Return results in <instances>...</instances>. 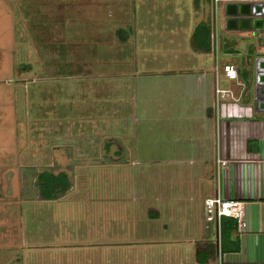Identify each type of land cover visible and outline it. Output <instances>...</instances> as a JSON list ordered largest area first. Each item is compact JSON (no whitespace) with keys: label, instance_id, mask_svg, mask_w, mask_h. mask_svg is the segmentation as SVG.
Returning <instances> with one entry per match:
<instances>
[{"label":"rangeland","instance_id":"rangeland-1","mask_svg":"<svg viewBox=\"0 0 264 264\" xmlns=\"http://www.w3.org/2000/svg\"><path fill=\"white\" fill-rule=\"evenodd\" d=\"M67 1L0 0V264H136L134 254L125 260L122 251H114L115 260L107 258L108 254L102 260L106 239L101 234L106 221L103 202L108 195L103 196L101 189L121 172L115 165L103 169L102 161L109 158L100 154L101 147H118L115 152L120 155L114 157L127 165L135 160L142 164L183 163L189 156L196 158L198 146L183 138L188 125L183 118H149L150 95L168 96L171 91L166 88L172 83L161 77L131 75L127 71L132 67L127 58L131 44L113 41L117 23L132 18L135 4L143 9L155 0H119L127 14L116 10L117 0H74L65 9ZM96 2L100 8L90 10ZM221 47H227L225 41ZM112 48L125 50L123 60L113 56ZM240 64L249 89L253 87L252 69L245 55ZM244 101L247 98H219L218 115L244 111ZM253 102L252 98L250 104ZM188 110L194 109L188 106ZM145 115L148 118H142ZM176 122L180 133L172 127ZM40 169L65 170L74 185L65 195L77 244L71 245V251L56 252L62 258L60 263H54L53 250L46 254L39 250L45 245H41L43 224L49 221L54 227L65 213L62 208L51 211L48 204L54 201L39 199L35 176ZM148 174L141 172L142 181L151 179ZM201 192L202 188L200 234L195 244L216 242L217 238L214 223L204 213ZM122 196L132 195L128 190ZM83 221H89L93 235L84 233ZM116 239L111 238L110 244ZM135 239L120 242L131 244ZM146 240L165 241L152 235L137 238L136 243ZM213 255L204 264H216Z\"/></svg>","mask_w":264,"mask_h":264},{"label":"crops","instance_id":"crops-1","mask_svg":"<svg viewBox=\"0 0 264 264\" xmlns=\"http://www.w3.org/2000/svg\"><path fill=\"white\" fill-rule=\"evenodd\" d=\"M73 1L64 2L63 5L65 6L63 8H68V4ZM225 1L227 0H155L143 9L137 3L135 4L137 8L135 6L133 8L135 14L132 15V18H124L122 22L117 23L113 31V41L120 45L131 44L132 49L127 57L130 61L129 65L132 66L127 71L131 75L139 78L161 77L172 83L166 88V90L171 91L168 96H161L160 98L158 93L150 95L151 116L149 118H183V121L188 122L186 131L183 130V138L187 140L188 144L191 140L193 147L198 146L199 154L196 158L189 156L186 162L165 163L164 165L183 170L197 169V196L199 198L200 188H202L203 198L220 195L222 197L239 198L243 201L244 229L241 232L232 229L231 232L238 239L239 247L236 250L221 251L218 250L217 246L213 255L215 263L264 264V111H259L255 107L254 66L255 57L264 55V39L260 41L261 38L252 36L247 31L226 29L223 12ZM234 1L264 2V0ZM91 5L90 10H93L99 9L101 4L96 2ZM45 8L47 7L45 6ZM110 10V8L107 9V11ZM116 10H121L126 14L128 11L121 1H119ZM137 10H139L138 18L136 15ZM201 21L208 22L209 25V50L198 49L193 46L191 41L195 26ZM72 41L73 39L70 42ZM222 41L227 44L224 49L221 47ZM121 48L125 49L126 46ZM124 51H117L113 48L110 50L114 57L122 60L123 56L121 54ZM242 55L246 56V61L252 69L253 87H249L250 90L247 89V82L241 69ZM225 62L235 65L237 69L235 79H229L224 75L221 66ZM216 86L229 92V95L225 97H232L237 101L247 98V101H244L245 110L224 111L222 115H218L220 112L217 109L218 101L215 102ZM164 89L165 86L160 87L159 91ZM252 98L254 99L253 105L250 104ZM188 106L194 109L193 112L188 110ZM153 112L155 113L153 114ZM142 118H148V116L145 115ZM172 127H175L179 133L182 130L179 122H176ZM107 148L106 150L105 145H103L100 149V154L109 158L102 161L103 169L109 170L111 166L115 165L121 172L115 178H109L110 182H106L105 188L102 187L101 189L103 196L108 195V199L103 202V206L105 207L106 222H109L121 219L127 211L125 200L122 197V194L125 193L123 181L133 178L134 185L135 173L140 168L150 167L159 170L163 163L142 164L135 160V162L132 161L125 165L126 162L123 164L121 158L113 157L120 155L115 152L118 147ZM110 149H114V151L111 152ZM69 163L67 162V164ZM72 183L71 179L70 187L59 197L39 198L41 201H54L48 204L52 212L56 208L65 210V213L59 215L60 218L56 224V226H59L58 228L53 227L49 221L43 224L44 226L41 228L43 240L41 245L54 247L50 248V246L46 247L44 245L39 250L43 254L49 249L50 251L53 250L51 253L55 260L54 263L62 259L61 257L58 258L59 255L57 256V254L59 253H56L57 251H60V253L71 251L73 249L71 245L73 243L77 244L76 240H73V225L70 223V219L73 218L67 208L70 201L66 199L68 195H65L70 192ZM110 192L113 194H110ZM138 194L135 193L136 196ZM45 209H47L46 205ZM48 217L50 218V216ZM83 222L84 227H87V231L85 229L84 233L93 235V230L89 228V221L88 224L85 221ZM107 223L104 225L105 228H102L101 233L106 238L102 244V260H105L107 254V258L111 257L115 260L114 251H122V255H127V258L131 257L132 254L135 255L137 250L142 251L145 245L136 243L137 238L138 240L142 239L140 234L136 235L134 230L117 231ZM213 226L216 228L217 237V226L215 223ZM199 234L198 226L195 237H198ZM111 238L112 240L117 238V242L110 244ZM129 238L136 239L131 244L120 242V240ZM208 238H212V236ZM194 241L195 238L191 242ZM191 242L186 241L189 246H191ZM186 243L181 240L174 242L173 238H170L153 243V245L170 249L176 246L184 248L187 245ZM191 248L193 249V245ZM211 258L212 255L208 260ZM204 263L193 262V264Z\"/></svg>","mask_w":264,"mask_h":264},{"label":"flooded vegetation","instance_id":"flooded-vegetation-1","mask_svg":"<svg viewBox=\"0 0 264 264\" xmlns=\"http://www.w3.org/2000/svg\"><path fill=\"white\" fill-rule=\"evenodd\" d=\"M164 164L159 170L150 167L142 168L143 170L140 168L135 173L134 185L133 178L123 181L125 193L130 190L133 196L131 198L122 196L127 211L121 219L107 221L108 223L105 221L104 225L107 223L117 231L134 230L135 234H140L143 239L155 235L165 240L173 238L174 242L181 240L190 243L194 240L199 226L200 198L196 190L198 170L170 168ZM153 170L156 171L155 175L152 173ZM141 172H149L151 179L146 182L142 181ZM175 185L180 189L175 191L173 189ZM135 193H139L140 197ZM150 207L154 210L150 211ZM142 243L145 245L142 251L137 250V254L134 255L136 264H193L194 261L198 262L195 259V241L191 242V246L186 243L184 248L176 246L170 249L155 247L153 243L156 242L150 243L147 240Z\"/></svg>","mask_w":264,"mask_h":264},{"label":"trees","instance_id":"trees-1","mask_svg":"<svg viewBox=\"0 0 264 264\" xmlns=\"http://www.w3.org/2000/svg\"><path fill=\"white\" fill-rule=\"evenodd\" d=\"M192 44L201 50H209L210 30L208 22H199L193 31ZM35 184L41 198H56L67 191L71 185V178L67 171L40 169L35 176ZM232 229L228 224V218L222 216L219 227V249L221 251L238 249V239L231 234ZM217 241L205 240L196 244L195 259L204 263L216 252Z\"/></svg>","mask_w":264,"mask_h":264},{"label":"water","instance_id":"water-1","mask_svg":"<svg viewBox=\"0 0 264 264\" xmlns=\"http://www.w3.org/2000/svg\"><path fill=\"white\" fill-rule=\"evenodd\" d=\"M224 26L250 32L252 36L264 39V2L227 0L223 4ZM255 66V107L264 111V55L256 56Z\"/></svg>","mask_w":264,"mask_h":264},{"label":"built area","instance_id":"built-area-1","mask_svg":"<svg viewBox=\"0 0 264 264\" xmlns=\"http://www.w3.org/2000/svg\"><path fill=\"white\" fill-rule=\"evenodd\" d=\"M221 69L224 75L229 79L237 77V69L233 63L225 62L222 64ZM229 95L227 90L215 87V102L219 98ZM243 201L239 198L222 197L220 195L208 196L204 199V213L206 218L214 222L217 226V245L219 250V227L222 216L228 218V224L231 229L241 232L244 229L243 218Z\"/></svg>","mask_w":264,"mask_h":264}]
</instances>
